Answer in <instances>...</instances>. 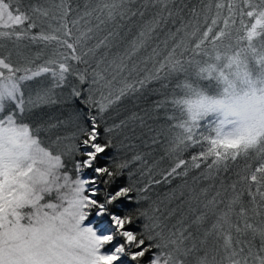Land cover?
<instances>
[{
    "label": "snow or ice",
    "instance_id": "6c2138e0",
    "mask_svg": "<svg viewBox=\"0 0 264 264\" xmlns=\"http://www.w3.org/2000/svg\"><path fill=\"white\" fill-rule=\"evenodd\" d=\"M0 264H264V0H0Z\"/></svg>",
    "mask_w": 264,
    "mask_h": 264
}]
</instances>
